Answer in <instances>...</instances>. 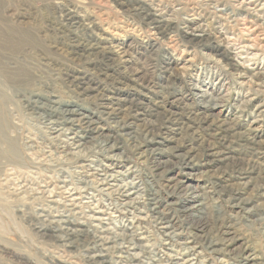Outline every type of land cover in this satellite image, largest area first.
Instances as JSON below:
<instances>
[{"label": "rangeland", "instance_id": "obj_1", "mask_svg": "<svg viewBox=\"0 0 264 264\" xmlns=\"http://www.w3.org/2000/svg\"><path fill=\"white\" fill-rule=\"evenodd\" d=\"M240 1L0 0V264H264V83L236 68L264 69V0Z\"/></svg>", "mask_w": 264, "mask_h": 264}, {"label": "bare ground", "instance_id": "obj_2", "mask_svg": "<svg viewBox=\"0 0 264 264\" xmlns=\"http://www.w3.org/2000/svg\"><path fill=\"white\" fill-rule=\"evenodd\" d=\"M261 0H241L240 1V4H241V6L243 7V10L244 11H247V12H249V13H251V14H253V15H258L259 13H261L262 12V9H261V6H260V4H259V2H260ZM261 2H263V1H261ZM263 4V3H262ZM263 6V5H262ZM65 11V10H64ZM64 11H62V12H64ZM69 11V10H68ZM61 12V13H62ZM71 12V11H70ZM163 12V11H162ZM264 12V11H263ZM245 13V12H244ZM74 14H75V12H74ZM62 15H64V14H62ZM77 16V15H76ZM79 16V15H78ZM67 17H69V18H73V21H74V15L72 14V13H69L68 14V16ZM66 17V18H67ZM63 18V17H62ZM256 18V17H255ZM257 19V18H256ZM264 20V19H263ZM62 21H64V20H62ZM72 21V20H71ZM77 21V20H76ZM75 21V22H76ZM80 23V22H79ZM77 25V24H76ZM62 26V25H61ZM188 26V25H187ZM59 27V26H58ZM65 27V26H64ZM79 27V26H78ZM71 28V27H70ZM188 28V27H187ZM184 29V28H183ZM189 29V30H188ZM187 30L188 31H185L184 33H185V35L187 36V38H189V40L191 39V40H200V39H202V37H204L201 33H200V28L199 27H190V28H188ZM254 29V28H253ZM253 29H249V30H253ZM12 30V29H11ZM66 30V29H65ZM12 31H14V30H12ZM27 32V31H26ZM252 32V31H251ZM4 33V32H3ZM61 33V32H60ZM65 33H67L66 31H65ZM22 34H24L23 32H22ZM207 34V33H206ZM205 34V35H206ZM251 34V33H250ZM18 35V34H17ZM26 35V34H25ZM12 36V35H11ZM7 36V38H9L10 39V41H9V43L10 44H14V42H21V41H23L24 39H25V37H24V39H22V37L20 36V38H18V36ZM68 36H70V35H68ZM73 37V36H72ZM248 37V36H247ZM251 37V36H250ZM71 39V38H70ZM249 39V38H248ZM63 40V39H62ZM67 40V39H66ZM75 40H78V39H75ZM251 40V39H250ZM24 42V41H23ZM77 42V41H76ZM195 42V41H194ZM249 43H250V41H249ZM16 44V43H15ZM251 46V45H250ZM13 48H14V46H12ZM119 47V46H118ZM23 48V47H22ZM240 48V47H239ZM251 48V47H250ZM245 49L248 51L249 50V47L248 46H245V48H244V50L242 49V53H246V51H245ZM89 52V51H88ZM91 52V51H90ZM78 53V52H77ZM85 53V52H84ZM87 53V52H86ZM13 54H15V53H13ZM81 54V53H80ZM88 54V53H87ZM86 55V54H85ZM98 55V54H97ZM229 55V54H228ZM82 56V55H81ZM88 56V55H87ZM91 56V55H90ZM95 56V55H94ZM253 57V56H252ZM245 63V62H244ZM250 63V62H249ZM255 63V62H254ZM253 63V64H254ZM250 64H252V62L250 63ZM245 65H246V63H245ZM248 65V64H247ZM256 65V64H255ZM235 66V65H234ZM236 68L238 69V70H241V72H240V74H238V77L239 78H244V80L246 79V80H248L249 82H252V80L253 79H255V80H260V81H262L263 83H264V69H258V67L257 68H247V67H245L244 66V64H241L240 63V65H238V67L236 66ZM235 68V69H236ZM9 70V69H8ZM6 71V70H5ZM15 75V74H14ZM248 75V76H247ZM247 76V77H246ZM17 77V76H16ZM144 78V77H143ZM1 80V79H0ZM15 83V82H14ZM78 83V82H77ZM79 85H81V82L79 83ZM79 85H78V87H79ZM88 85V84H87ZM81 89L83 90V88L81 87ZM85 89V88H84ZM254 90V89H253ZM84 91V90H83ZM81 92V91H80ZM38 98V97H37ZM37 98H34V99H37ZM3 99V98H2ZM30 99H33V98H30ZM52 101H54V100H52ZM58 102V101H57ZM6 104V103H5ZM35 104V103H34ZM53 105V104H52ZM59 105V104H58ZM56 106H57V104H56ZM60 106V105H59ZM35 108V107H34ZM33 108V109H34ZM37 108V107H36ZM59 108V107H58ZM216 108V107H215ZM57 109V108H56ZM38 110V109H37ZM33 111H35V110H33ZM53 112V111H52ZM63 112H64V109H63ZM62 112V113H63ZM53 113H55V114H59V113H56V112H53ZM52 114V113H51ZM80 114V113H79ZM82 114V113H81ZM80 114V115H81ZM135 114V113H134ZM78 115V113L77 112H75V111H73V110H68V111H66L65 112V114H59V117H58V119L60 120V121H63L65 124H66V119L65 118H69L70 120H72V117H75V116H77ZM82 115H84V114H82ZM132 115V114H131ZM153 115V114H152ZM158 115V114H157ZM78 118V117H77ZM84 118V117H83ZM68 119V120H69ZM82 119V118H81ZM75 120H77L76 118H75ZM74 120V121H75ZM80 120V119H79ZM59 121V122H60ZM76 123V122H75ZM84 123V122H83ZM56 125H57V123H56ZM94 125V124H93ZM147 125V124H146ZM59 126V125H58ZM70 126V125H69ZM77 126V125H76ZM67 127V126H66ZM71 127V126H70ZM90 127V126H89ZM151 127V126H150ZM2 128H3V122H2V118H1V114H0V131L2 130ZM68 128V127H67ZM148 128H149V126H148ZM160 128V127H159ZM58 129V128H57ZM70 129V128H69ZM155 130V129H154ZM153 130V131H154ZM73 131V130H72ZM146 131V130H145ZM152 131V130H151ZM156 131V130H155ZM2 132V131H1ZM74 132V131H73ZM72 132V133H73ZM153 133H155V132H153ZM159 133V132H158ZM74 134V133H73ZM79 134V133H78ZM146 134H147V132H146ZM146 134H144L145 136H146ZM149 134V133H148ZM71 136V135H70ZM81 135H74V141L76 140L77 141V143L79 142V143H81L82 142V138L80 137ZM148 136H150V135H148ZM104 137V136H103ZM72 139V138H71ZM6 140V139H5ZM94 140V139H93ZM119 140V139H118ZM1 141V140H0ZM75 141V142H76ZM107 141V140H106ZM114 142H116V141H114ZM151 142V141H150ZM149 142V143H150ZM152 142H153V140H152ZM86 144V143H85ZM113 144V143H112ZM8 145V144H7ZM10 146V145H9ZM13 146V145H12ZM78 146V145H77ZM79 146H81V145H79ZM110 146V145H109ZM114 146V145H113ZM17 147V146H16ZM16 147H14V148H16ZM82 147V146H81ZM81 147H79V148H81ZM68 148V147H67ZM69 149V148H68ZM67 149V150H68ZM66 150V151H67ZM70 150V149H69ZM7 151V150H6ZM15 151V150H14ZM9 152H11V151H9ZM67 154V153H66ZM7 155V154H6ZM70 154H68V156H69ZM150 156V155H149ZM188 157V156H187ZM13 158V157H12ZM8 159V158H7ZM8 160H10V158L8 159ZM258 166V165H257ZM193 209V208H192ZM72 219V218H71ZM62 221V220H61ZM46 227V226H45ZM53 227V226H52ZM42 231H43V233L44 234H46L47 236H49L50 238H55L56 237V232L54 231V230H51V229H47V230H43L42 229ZM65 233L67 234V236L70 238V240H72V241H82V240H84V241H86L87 239V236H91L89 233H88V230L85 228V227H83V226H80V227H78L77 225H75V224H70V225H68V227L65 229ZM92 233V232H91ZM58 235V234H57ZM88 237V238H89ZM96 237V236H95ZM101 240V239H100ZM101 242V241H100ZM103 242V241H102ZM67 244V243H66ZM99 244V243H98ZM103 245V244H102ZM108 245H106V247H107ZM95 247V246H94ZM85 248V247H84ZM97 248V247H96ZM92 250V249H91ZM97 250V249H96ZM102 250V249H101ZM98 252V251H97ZM103 253V252H102ZM97 255V254H96ZM92 257V256H91ZM104 257H105V254H104V256L101 254V255H97V256H94L90 261H92L93 262V264L95 263V264H106L107 262H105V259H104ZM108 257V256H107ZM107 260V259H106ZM109 260V259H108Z\"/></svg>", "mask_w": 264, "mask_h": 264}]
</instances>
